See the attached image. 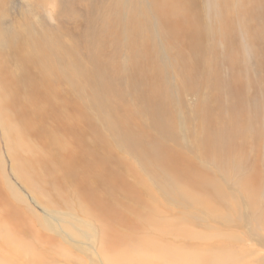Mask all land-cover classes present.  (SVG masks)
Masks as SVG:
<instances>
[{"label": "bare ground", "instance_id": "6f19581e", "mask_svg": "<svg viewBox=\"0 0 264 264\" xmlns=\"http://www.w3.org/2000/svg\"><path fill=\"white\" fill-rule=\"evenodd\" d=\"M15 1L0 0V20L17 13L20 16L18 21L10 20L14 23L8 24L7 27L1 28L2 25L0 26V144L3 145V147L0 146V150L5 148L7 158L11 162L10 176L22 187L32 189L34 185L29 182L30 179L28 180L27 177H35L40 192L46 193L55 189V197L57 194L62 196L65 190H73L80 197L82 205L84 204L94 210L92 216L86 211L88 210L86 207L87 213L85 215L92 216L98 225L97 242H89L79 246V253L84 259L88 253H91L89 259L93 261V257L98 258L100 256L101 261L97 260L99 264H163L168 263L162 251L164 247L172 250H177L178 247H186L200 253L191 257L190 264H240L245 261L248 264H255L256 261L259 264H264V235L262 233L264 213L261 212L262 210L260 211L263 213L262 216L258 215V217L256 216L257 209L249 207L251 210H248L251 213L249 218L254 220L258 217V222L245 229L242 228V225H246L243 224L244 222L239 225L236 221L239 216L236 220L226 216L227 213L224 210L227 209L225 207L219 214L211 213L212 210L209 211L210 217L208 215L204 217L202 223L205 224L204 228L211 227V229H208V232L210 231L209 236L205 235L203 238L208 237V239H216V241H203L201 239L196 245L194 242L199 240L197 235L199 233L194 232L196 236L194 237L192 232L194 227L189 225H185L186 230H183L182 224L186 218L181 212V207L172 206L167 201L170 198L177 203L183 200L192 202V195L185 198V195L181 194L183 190L180 192L179 188L175 193L167 191V184L173 185L177 179L192 183L195 194H199L198 192L202 195L211 193L212 197L214 195L220 197L223 193L221 188L214 186L217 182L211 169L207 170L202 164L201 157L203 155L206 159L211 157L209 155L212 151L211 148H216V146L211 147V141H213L211 135L208 133L204 135H208L209 139L199 134H195V138H189L187 135V129L193 120H200L197 115L203 102L200 93L204 88H214L215 90L217 78L221 77L222 79L217 70L219 56L214 54V52L218 54V51L216 48L215 51L211 49V46L215 44L214 41L212 44L211 39L214 37L215 41L221 42V37L218 38L216 34L210 32L209 26L203 20L206 19L205 15L207 14L202 13L201 1L204 2V0H55L56 11L63 17L62 21L58 20L56 26H52L49 21L41 23L32 20L43 16L38 15L40 9L52 11L53 0H21L20 5L16 4ZM71 1L78 3L76 8L75 6L74 8L69 7ZM236 3L237 5L234 6L227 0L229 7H226H228L229 14L224 15L217 22L218 25L225 20L228 23L225 28L228 33L233 32L234 27L229 23L232 17L236 16L239 24L241 23L242 16L234 14V11L239 12L241 7H247L246 4L257 3V10H250L255 16L264 18V7L261 6L259 0H236ZM261 3L264 5V0ZM24 4L27 6L24 7ZM203 5L205 6L204 3ZM50 13L52 14V12ZM78 16L80 17L76 20L74 31L65 28L64 18L65 22H68L70 18ZM156 21L157 24H155ZM263 21L262 23H264ZM160 28L162 29L161 35ZM257 33L254 32L253 34L256 35ZM224 38L223 44L226 49L233 40H229L232 38L230 35H225ZM186 44L189 46L187 51H196L197 56L194 65L191 64V61H186L183 55V46L187 47ZM87 47L90 50L93 48V50L88 52ZM99 48L106 57L105 60H99V65L105 68L116 80L119 78L120 83L128 75L126 68L129 64H139L140 62L141 69L146 67L147 70L144 73L140 70L132 71L130 80L136 84L144 82L143 87L147 91L155 89V92H138L126 83V86L122 88L128 87L125 92L118 93L119 96L114 93L117 97L114 99L117 100V105L114 107L118 109L121 115L126 114L127 118L131 116L135 124L130 125L128 123L130 126H123L124 119L121 118L120 122L119 118L113 119L114 111L112 116H108L107 119L112 121L113 126L109 127L112 134L117 131L115 125L123 126L122 129L119 128L128 145L125 151L128 156L133 157L134 162L139 163L145 169L147 165L158 168L159 173L152 175L151 178L154 181L152 182L153 186L146 181L147 178H143L141 175V171L145 173L146 170H135L132 163L120 160L119 154L122 152L113 151L106 141L101 142L96 138L93 146L89 144L88 135L85 131L88 122L85 119V114L88 108L95 112V105L92 103L93 98L91 103L89 102L90 99L85 98L80 82L83 83L87 80V84L93 90L103 88L104 90H111L113 93V89L103 86L100 74L93 80L83 65V61L87 60L90 63V60H97L95 56ZM127 48L126 55H122ZM170 49L175 53H171ZM78 52L80 58H77ZM200 54L201 56H198ZM112 58H118V61H112V68H108V59ZM176 58H180L177 63ZM232 63L234 64V62ZM66 68H70L68 72ZM193 70L200 77L197 82L203 81L202 85L193 84L196 81L190 80ZM214 71L216 72L215 75ZM100 72L102 71L99 68ZM180 73L186 75L184 80L178 78ZM228 74L229 78L224 80L227 81L226 84L235 88L239 86L235 81L236 77ZM224 77L225 75H223ZM193 92L199 93L192 94ZM169 95L171 96L170 101L167 98ZM110 96L113 100V95ZM157 97L168 100L161 106L158 114L162 119L169 117L170 121L166 123L162 120L158 124L160 128L154 129L152 123H146L144 118L138 115L142 111L138 109L139 104L135 98L140 101ZM191 98L197 102L189 107L188 100ZM126 99L130 105L123 103ZM83 100L86 105H83ZM175 101L177 102L175 103ZM172 102L178 106L173 108ZM226 102L228 101L226 100ZM98 107L105 109L103 105ZM106 115H109V112ZM207 115L208 113L205 114L203 120H209ZM209 121L211 125L213 122L215 124L218 122L216 119ZM233 122L235 123V119ZM230 125L232 124L229 121L228 126ZM240 125H244L243 121ZM213 126L216 128L217 125ZM10 129L13 130L14 136L9 132ZM224 129H226L225 126L219 130L223 132ZM234 129L237 130L235 127ZM203 131H209V129L206 130V125L200 129V132ZM214 139L216 138L214 137ZM193 141H198V143ZM202 145L206 146L207 152L202 153ZM37 150H39L38 153ZM35 154L37 155L35 156ZM2 157L3 155L0 156V161ZM257 166H260L257 168L260 170L262 165L255 162L254 168ZM257 174L259 175V172ZM2 175L7 176L8 172H3ZM225 182L228 183L226 179ZM202 185H207L208 188L202 187ZM157 189L158 193L155 192ZM67 191L66 195H68ZM32 193L35 194V191ZM224 194L226 200L234 197L238 203L236 196H232L230 193ZM3 195L4 192L0 189V196ZM61 196H59L60 200H62ZM3 199L4 201L9 200V196ZM56 199L58 197L54 198L52 203L59 206L60 200ZM31 200L36 207L41 206V201L38 198ZM128 201L132 202L129 203ZM3 204L5 208H8L7 216L3 220L14 222L24 232L27 227L25 224L28 221L31 223L30 219L27 221L28 212L23 211V218L21 209L15 211L11 208L13 205L7 202ZM48 205L49 208L53 207L49 203ZM249 205L252 206L251 203ZM76 206L78 205L76 204ZM45 210V218L51 213H59L66 222L68 221V212H61V209L60 211L48 208ZM43 211L41 209V212ZM234 214L235 212L231 216ZM197 215L200 216L197 213L188 212L187 215L185 213V216L195 220L199 219ZM39 218L50 232L55 231L48 224L47 219L40 216ZM70 220L79 222L78 219L72 217ZM61 221L62 219L59 217V222ZM198 222H201V219L193 222L196 228L201 224ZM31 231L33 228L30 224L22 237L25 238V235L28 234L33 235L34 232ZM83 232L87 233L86 230L82 229L81 233ZM191 236L194 238L192 242L188 240ZM33 237L37 242L42 239L46 241L45 235L38 234L36 230ZM55 240L58 239L52 236L48 242ZM229 240H233L236 247H242L243 249L240 250L242 252L238 254L231 252L230 248L232 247L226 243ZM95 244H97L96 249ZM251 245L260 247L263 252L256 253L255 250L249 249ZM178 254V251L174 255L172 253L174 264L178 260Z\"/></svg>", "mask_w": 264, "mask_h": 264}, {"label": "rangeland", "instance_id": "374dc122", "mask_svg": "<svg viewBox=\"0 0 264 264\" xmlns=\"http://www.w3.org/2000/svg\"><path fill=\"white\" fill-rule=\"evenodd\" d=\"M20 1L21 0H16L15 3L20 5L19 4ZM228 1L233 3L234 6L237 5L236 0H228ZM261 1H263V0H259V2L261 4V6L264 7V5H263V3H261ZM203 3L205 4V6L203 5ZM69 4H70L69 5L70 8L71 7L74 8V6L76 8L78 3L71 1V2H69ZM23 6L26 7L27 5L24 4ZM226 6L229 7V5H227V0H204V2L201 1L202 13L203 12L207 13L205 15L206 19L205 18L204 19L202 18V19L209 26L210 32H213V34H216L218 38L221 37L220 38L221 42L215 41V38L211 37L212 38L211 39L212 44H214V42H215L214 46H211V49L215 51V48H216V50L218 51V54H217V52H214V54L219 56V58H218L219 63L217 66V70L220 72L222 79H221V77L217 78V80H216L217 84L215 85V90H214V88H204L202 90V92L200 93V97L201 96L203 97V102L201 104L200 109H198V112H197V115L200 118V120L194 119L193 122L190 124L189 128L187 129V135L189 138H195V134H199L200 136L201 135L204 136L205 134L208 133V135H211L212 140H213V141H211V147L216 146V148H211L212 151H211V154H209L211 157H209L207 159L204 155H203V157H201L202 158V164L204 165V167L207 170L211 169V171L214 175V178L216 179V182H217V183H215L214 186H216V187L218 186L219 188H221V190L223 191V193H222L223 197L220 196L221 197L220 198L219 196H215V195L212 197L211 193L210 194L204 193L205 196H204V194L202 195L200 192H198L199 194H195L194 193V187L192 186V183L186 182L184 180H178L177 179V180H175L176 181L175 184H173V185L167 184V191H172V193L173 192L175 193V191H178V188H179L180 192L182 190L184 191V192L182 191L181 194H184L185 198H186V196L192 195V197H191L192 202H189V201L186 202L185 200H183L182 202L177 203V202L172 201L170 198H168L167 201L172 206L181 207V212L183 213V216L186 218L184 223H183L184 225L182 224V226H184V227H182V229L184 228L183 230H186L185 225H189V226L194 227V229L192 231L193 235H194V232L196 234L202 233L200 235L197 234L199 240L195 241L194 242L195 244L197 242H200L201 239H203V241H205V240L206 241H214V240L216 241V239H208V237L203 238V236H205V235L209 236L210 231L208 232V229L210 230L211 227L204 228L205 224L202 223V220L207 215L210 217L209 211H211V210H212L211 213L219 214L224 210V207H225V209H227V210H224V211H226V213H227L226 216L228 218H230L232 220H236V218H238L237 216H239V218L236 220L237 223H239V225L240 224L242 225L243 222H244L243 224H246V225H242L243 229L248 228L250 226H253L255 223H257L258 222L257 218L260 215L262 216V214L264 213V186H263L264 179H262V178H264V168H263L264 167V66H263L264 65V58H262V57H264V55H263L264 54V23H262L264 18L262 17L263 18L262 19L261 17L259 18V17L255 16L253 14V12H251V10H250V9H254L256 11L258 8L257 3L246 4L245 6H247V7H241L239 9V12L234 11V14H239L242 16L241 17L242 18L241 23L239 24V20L237 19L236 16L232 17V19L230 20L229 23H231L234 28L232 29L233 30L232 33H228V31L225 29L226 24H228V23H226L225 20L220 22L217 25V22L220 21L221 17H224V15L229 14V11H227L228 7H226ZM53 9H54V11H53ZM53 9H52V11L48 10V9H40L38 12V15L39 16L43 15V16H41V17L38 16L40 20L38 18H35V19L33 18L32 20L39 21L41 23H45V21H49V23L52 26H54L58 22V20L62 21L63 17L61 15H59L56 11L55 0H53ZM45 10H47V11H45ZM48 12H49V14H48ZM50 12H52V14ZM45 13H47V14H45ZM250 13H252L251 15H253V16H251ZM44 15H46V17H44ZM54 16H56V17H54ZM250 16H251V19H250ZM47 17H48V19H47ZM79 17L80 16H78L76 18H70L68 20V22H65L66 20L64 18L65 28H70L71 31H74L75 30V24L77 23L76 20ZM6 18H1V20H0V26L2 25L1 28L7 27L8 24L10 25V24L14 23L10 20H14V21L20 20V16L18 13L16 15H13V16L8 15ZM5 19H6V21L4 22ZM229 19H230V17H229ZM251 23H252V25H251ZM260 23H261V25H259ZM155 24H157V21L155 22ZM242 24H243V26H242ZM56 25H58V24H56ZM260 26H263V27H260ZM251 27H254V28H251ZM218 29H219V31H218ZM223 29H225V30H223ZM159 32L161 35V32H162L161 28L159 29ZM249 32L252 34H250ZM254 32H258V33L256 35H254L253 34ZM220 35H222V36H220ZM225 35L232 36V38H230L229 40H231V41L233 40L232 44L230 46H228L226 49H225L224 44H223L224 39H225L224 38ZM256 38H258V39H256ZM256 40H258V41H256ZM186 46L187 47L183 46V53H184L183 55L185 57V60L191 61V64L194 65L195 61H196V56H197V54H195L196 51L195 50L194 51H187L189 46L187 44H186ZM254 48H256V49H254ZM92 50H93V48H91V50H90L87 47L88 52H91ZM127 50H128V48L122 53V55L125 56L126 55L125 53ZM169 51L173 54L175 53L171 49ZM104 55H105V53L101 51V48H99L98 52L95 56L97 58L96 61L90 60V63L87 62L86 59H84L86 61H83L84 68L86 67L85 70L87 71L88 75L91 78L93 77L92 78L93 80H95L96 77H99L98 74H100V76L102 77L101 81H102L103 86L105 85L108 88L113 89V93L111 90H106V89L104 90L103 88H100V90H93V88L87 84L88 83L87 80H85L83 83L80 82L82 93H84V95L86 96L85 98L90 99V101H89L90 103H91V99L93 98L92 103L95 105V112H92L88 108L86 110V114H85L86 115L85 119H86V121H88L87 125L85 127V131L88 135L89 144L91 146H93L96 142V138H98L101 142L106 141L107 145L113 151H116V153L118 151L122 152L119 154L120 160L132 163V167H134L135 170L136 169L146 170L145 173H142V171H141V175H143L142 176L143 178L144 177L147 178L148 180L146 179V181L148 183H150L151 186H153L152 182H154V181H153V179L151 180V178H152V175L157 174L158 168L154 167L152 165H147V167L145 169L139 163L134 162V160L132 159L133 157L128 156L126 151H125L128 148V145L126 143L125 136L122 135L120 133V131L123 128V126H130V125L135 124V123L133 122L131 116L129 118H127L126 114L121 115V113L118 111V109L115 108L117 105V102H116L117 100L115 101L114 99H117V97L114 95V93L118 95V93H120L122 91L125 92L128 87L126 89H122V88H124L126 86V83L130 84L138 92H142V91H146L147 93H149L151 91L155 92V89L151 90V91H147L146 88L144 89V87H143L144 82H142L141 84H136L132 80H130V74L132 71H139L140 70V72L144 73L147 70L146 67H143L141 69L140 62H139V64H131V63L129 64V66L126 68L128 75L126 76L124 81L122 83H120L119 78H118V80H116L113 76H111V74L105 68H103L102 66L99 65V60H105L106 59V57H104ZM229 55H230V59H229ZM90 56H92V55L90 54ZM198 56H201V54ZM223 56H224V58H223ZM77 58H80L79 52L77 53ZM179 59L180 58H176V63L179 61ZM112 61H118V58L108 59V62H107L108 68L109 67L112 68ZM223 62H225L226 65ZM232 62H234V64ZM219 64L220 65L222 64L221 65L222 68H220L221 66ZM99 68L102 71L100 73H99ZM69 69L70 68H66L67 72ZM228 73H230V75L232 74V76L236 77L235 81L237 82V84L239 86H237L235 88L232 86H228L226 84L227 81L225 82L224 80L225 79L227 80L229 78ZM253 73H255V74H253ZM215 74H216V72L214 71V75ZM223 75H225L224 78H223ZM185 76L186 75L180 73L178 75V78L181 80H184ZM199 78L200 77H199L198 73L193 70L192 76H190L191 81H193V82L196 81L193 84L202 85L203 84L202 80H199L197 82V80ZM228 88H230V89H228ZM256 92H257V94H256ZM109 93H110V95H113L114 101L112 100V97L109 95ZM195 93L197 94L199 92H193L192 94H195ZM105 97H107V98L103 100V98H105ZM205 97H207V98H205ZM160 98L161 97H157V98L151 99V100L143 99L140 101H138L137 98H135V101H137V103L139 104L138 109L140 111H142L138 115H141L144 118L146 123H152L154 129L160 128L158 124L162 120L166 121V123L170 121L169 117L168 118L165 117L164 119H162V117L158 113L161 109V106L164 103H166L168 100L170 101L171 96L169 95L167 97L168 100L165 98H161V99ZM95 99H97V100H95ZM152 100H154V101H152ZM226 100L228 102H226ZM158 101H160V102H158ZM231 101H232V103H231ZM102 102H105V103L103 104ZM176 102L177 101H175V103ZM196 102H197V100H195L193 98L189 99L188 100L189 107H192L193 105H195ZM110 103H111V105H110ZM123 103L126 105H130L129 102L127 101V99ZM159 103H161V104H159ZM175 103L172 102L173 108L178 106ZM228 103H230V104H228ZM83 105H86L84 100H83ZM96 105H98V106L103 105V107H105V109H101ZM105 105H107V106H105ZM114 105H115V107H114ZM186 107H188V106H186ZM113 111H114L113 119L119 118V122H120V119L122 118V119H124L125 122H124V125L122 127H121V125L119 126L121 129L115 125V129L117 131L112 134V132L109 130V127H112L113 124L111 123L112 121H109L107 119H108V116H112ZM108 112H109V115H106ZM207 113H208V115L206 117L209 120H211V121H214V119L218 120L217 124H215L213 122V125H217L216 128L213 125H211L209 120H206V121L203 120V117H205V114H207ZM222 118H223V120H222ZM234 119H235V123L233 122ZM229 121L232 124L230 126H228ZM242 121H243L244 125H240V123ZM205 125H206V130L209 129V131L200 132V129ZM223 126H225L226 129H224V131L222 132L220 130L223 129ZM232 126H234L237 130H235L234 127H232ZM231 128H232V130H231ZM216 129H218V130H216ZM238 129H241V130L238 131ZM9 132H11L12 135L14 136L13 130L10 129ZM90 134H92V135H90ZM107 136H108V138H107ZM131 136H133V135H131ZM207 136H204V137L209 139V136L208 137ZM123 137H124V139H123ZM214 137L216 139H214ZM0 139H1V137H0ZM194 140H197V139H194ZM227 141H228V143H227ZM111 142H113V143H111ZM193 142L198 143V141H193ZM206 142H207V140H206ZM0 146L3 147V145H1V144H0ZM178 148L181 149V147H178ZM201 148H202V153H204L206 151V149H205L206 146L202 145ZM26 152H29V151H26ZM38 152H39V150H37V153ZM1 155H3V157H2V160L0 161V175H1L0 176V181H1L0 189L4 192V195L0 196V212L4 211L3 213H5V214L4 215H2L3 213L0 214V264H84V262H85V264H99L98 261L100 260V256H98L99 259L97 257H93L94 261H95L94 262L92 259H89V256L91 255V253H88V255L85 256L87 259L86 258L84 259L82 254L79 253V246H83L84 244L89 243V242L90 243L97 242L96 235L98 236V233H97V231H98L97 226L98 225L94 222V219L92 217L94 215V210L91 207H88L84 204H83L84 206L82 205L81 199L78 196V194H76V191L65 190V191H63L64 194H62V196H61V194L60 195L57 194L55 197H54V194L56 192L55 189H53L51 192H46V193L40 192L38 190V186L36 183L37 181L35 180V177L34 178H30L29 176L27 177L28 180L30 179L29 182H31L34 185V187H32V189L22 187L12 176H10L11 162L7 158V152H6L5 148L4 149L1 148L0 156ZM36 155L37 154H35V156ZM215 155H216V157H215ZM218 156H223V157L218 158ZM221 158H222V160H220ZM255 162H257V164L262 165L260 170L257 169L260 166H257L256 168H254ZM146 164H148V163H146ZM3 172H8V175L7 176L2 175ZM257 172H259V175L257 174ZM248 177H249V179H248ZM237 178H238V180H237ZM253 178H255V179H253ZM225 179L228 183L225 182ZM258 179H259V182L257 184ZM2 181L4 183L3 185H2ZM8 183H9V185H8ZM202 187L208 188L207 185L206 186L202 185ZM33 191H35V194L32 193ZM66 191H67L68 195H66ZM157 191H158V189L155 192H157ZM224 193H230V195L236 196L238 203L235 201L234 197H231V199H228L229 201L226 200V198L224 196L226 194H224ZM176 195H178V194H176ZM6 196H9L10 201L9 200L4 201L3 198ZM59 196L62 197V200H60ZM56 197H58V199H56V200H60L59 206H57V205L55 206L52 203L53 199ZM32 198H38L41 201V204H40L41 206L36 207V205H34L32 200H31ZM193 199H194V203H193ZM201 199H203V200H201ZM220 199H222V200H220ZM126 200H127V198H126ZM11 201H13L14 203H12ZM4 202H7V203L13 205V206H11V208L15 211H20V209H21L22 212L23 211L28 212L29 217H28L27 221L30 219L31 223H29V221H28L27 224H25V226H27V227L24 229V232L21 231L17 227V224H15L14 222H8V221L5 222V220H3V218H5L7 216L6 214H7V210H8V208H5V206L3 204ZM18 202H21V203H18ZM63 202H65V203H63ZM128 202L131 203L132 201H128ZM48 203L53 207L49 208ZM249 203H251L252 206H250ZM76 204L78 206H76ZM222 205H223V209H222ZM86 207L88 208V210H86L87 209ZM249 207H252L255 210L257 209V215L256 216H258V215L259 216L257 218H255L254 220L249 218L251 215V213H250L251 210L249 209ZM46 208L52 209V210L57 209L59 211L61 209V212L62 211L68 212V216H67L68 221L66 222L63 219V216H60L59 213H51L48 217L45 218V216H46V214H45L46 210L45 209ZM41 209H43L44 211L41 212ZM239 209H240V211H239ZM85 210L88 213H90V215H92V216L85 215V213H87ZM228 210H230V211H228ZM248 210H250V211H248ZM260 211L263 213H261ZM184 212L186 213V215L188 214V212L199 214L200 216L197 215L198 216L197 218L201 219V222H198V223H201L200 226H197V228H196L195 225L193 224L194 221H197L199 219L195 220V219H192L191 217L188 218V216H185ZM234 212L236 214V215L234 214L235 217H234V215L231 216V214H233ZM237 212L239 213V215ZM28 214H26V215H28ZM1 215H2V217H1ZM39 216L43 219H47L48 224L51 225L55 229V231L53 233H55L58 236H55L52 232L49 231L48 228L44 227V225L41 223L42 220L39 218ZM22 217L24 218V212L22 213ZM59 217H61V219H62L61 222H59ZM71 217L78 219L79 222H74V221L70 220ZM2 221H4V222H2ZM3 224L5 225V227ZM30 224L33 228V231H31L32 233L34 232L33 235H35V230H36V232L38 234L45 235L46 241L44 239H42L40 242L44 241L43 243L37 242L35 240V238L33 237V235H29V234L25 235L26 236L25 238L22 237V236H24L22 234L26 233L25 231L29 228ZM6 225H9L10 227L6 226ZM12 228H13V230H12ZM200 228L201 229L203 228V229L201 230ZM82 229L86 230L87 233L86 232L81 233ZM236 231H238V229ZM20 232H22V233H20ZM204 233H206V234H204ZM262 233L264 235V229L262 230ZM52 236H53V238L54 237L57 238L59 241L55 240V241L48 242V239H50ZM194 237H196V236L194 235ZM188 240H190V242H192L194 240L193 236H191L190 239L188 238ZM226 243L229 247H232V248H230V250L234 254H238V253L242 252L240 250H242L243 248L242 247H236L235 246L236 243H234L233 240H229ZM226 243H224V245H226ZM75 245H76V247H73ZM96 246H97V244H95V249H96ZM178 248L179 249H177V250L176 249H173V250L168 249L166 247H164L163 249L161 248L163 251V254H164V258L165 259L167 258V261H168V263H163V264H174L173 258H172V253L174 255L175 252H177V251L179 252V254H178L179 256L177 257L178 260H177L176 264H178V263L179 264H186V263L190 264L191 257L195 256V254H200L198 251L194 252L193 250L187 249L186 247H178ZM249 249L255 250L256 253H258V252L262 253L263 252L262 249L260 247H257L256 245L255 246L251 245V247ZM202 253H204V252H202ZM182 255H183V257H182ZM179 258H180V260H179ZM186 259H188V260H186ZM237 264H239V263H237ZM240 264H248V262L245 261V262L240 263ZM249 264H251V263H249ZM255 264H259V263L256 261Z\"/></svg>", "mask_w": 264, "mask_h": 264}]
</instances>
